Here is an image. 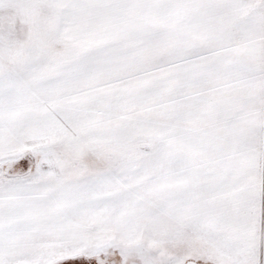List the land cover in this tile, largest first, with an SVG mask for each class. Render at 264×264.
<instances>
[{"label":"snow or ice","instance_id":"obj_1","mask_svg":"<svg viewBox=\"0 0 264 264\" xmlns=\"http://www.w3.org/2000/svg\"><path fill=\"white\" fill-rule=\"evenodd\" d=\"M0 264H264V0H0Z\"/></svg>","mask_w":264,"mask_h":264}]
</instances>
